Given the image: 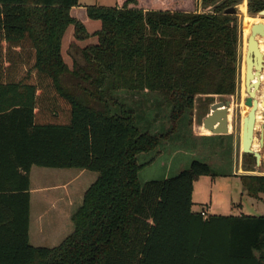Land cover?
I'll list each match as a JSON object with an SVG mask.
<instances>
[{
    "label": "trees",
    "instance_id": "obj_1",
    "mask_svg": "<svg viewBox=\"0 0 264 264\" xmlns=\"http://www.w3.org/2000/svg\"><path fill=\"white\" fill-rule=\"evenodd\" d=\"M241 1L87 6L88 20L100 24L89 34L70 14L77 0H0V264H264L263 215L191 210L195 181L230 174L193 160L177 174L139 180L196 103L207 115L215 96L235 95L239 23L223 12ZM256 6L248 0L250 14ZM71 27L82 63L72 57L70 68L62 42ZM91 37L94 44L75 45ZM127 96L153 97L147 120L163 109L168 128L142 126ZM227 118L230 132L231 108ZM243 158L255 166L252 155ZM32 167L98 174L71 217L72 233L50 249L28 242ZM239 181L250 198L264 193V176Z\"/></svg>",
    "mask_w": 264,
    "mask_h": 264
},
{
    "label": "rangeland",
    "instance_id": "obj_2",
    "mask_svg": "<svg viewBox=\"0 0 264 264\" xmlns=\"http://www.w3.org/2000/svg\"><path fill=\"white\" fill-rule=\"evenodd\" d=\"M82 7L101 4L108 6L114 3V0H77ZM238 11L239 23V43H238V88L234 96L218 97L215 96L211 101L212 105L215 102H230L231 120L230 132L228 137L206 138L201 134L202 120L205 118L203 110L195 109L192 114L191 122L186 126L181 127L176 134H172L170 140H165L162 146L159 147L158 153L153 163L139 173V180H158L163 177H168L177 174L179 171L186 168L193 160H202L206 162L213 171L219 174H230V176H202L194 183V193L192 198V210L194 212L205 211L210 208L209 215L220 216H238V215H264V193L259 194L257 199L248 197L242 188L239 176L254 175L264 176V150L258 148L262 155L261 164L259 167L253 166L248 160L243 158L240 148L241 136V109L239 107L241 101V73L242 63L244 60V18L251 15L247 13V0H242L240 4L234 6ZM246 13L240 14L245 11ZM69 34L63 39L62 53L68 67L72 66V57L80 63V56L76 53L74 47H70L72 39L65 42ZM77 45V44H75ZM79 45V44H78ZM77 45V46H78ZM63 86L70 90L72 83L70 81L62 82ZM74 90V95L80 98L83 102L92 104V102L83 96L78 90ZM72 91V90H71ZM126 105L135 107L137 112L142 117L141 125H145V121L151 122L152 129H167L169 124L164 118L165 110H152L153 115L147 120L148 109L153 108V97H124ZM207 110L209 113V107ZM149 107V108H148ZM260 116V114H259ZM155 118V119H152ZM261 119V118H260ZM259 119V121H260ZM153 121V122H152ZM257 121V125L259 124ZM257 127L255 128L254 137L257 139ZM257 141V140H256ZM155 156V154L153 155ZM151 156V157H153ZM150 157V156H148ZM245 167L253 171H245ZM98 174L80 169H49L33 167L31 173V182L36 192L33 194V201L43 198L48 200V210L46 213V221L53 216L61 215L64 219V238L73 231L71 217L76 209L81 205L83 195L87 188L97 179ZM45 192H43V190ZM42 191V192H41ZM58 200V214L50 208L51 201ZM46 202V201H45ZM44 206L46 203H43ZM40 205L33 207L34 213Z\"/></svg>",
    "mask_w": 264,
    "mask_h": 264
},
{
    "label": "water",
    "instance_id": "obj_3",
    "mask_svg": "<svg viewBox=\"0 0 264 264\" xmlns=\"http://www.w3.org/2000/svg\"><path fill=\"white\" fill-rule=\"evenodd\" d=\"M225 15H238L236 7H230L224 10ZM264 15V11L260 13ZM261 56L256 48L255 25L252 26L251 34L247 40V50L244 58L245 63V87L247 97L244 99V105L250 107V111L241 123L240 148L242 154L252 155L255 159V166L261 164L262 155L259 151H253L250 148L252 136L254 134L255 108L256 100L254 99L255 91L258 86V68H260ZM256 70V71H255ZM256 78V83H251ZM230 102H215L209 107V113L202 120V127L208 129L212 135L226 136L228 131V109ZM260 148H264V133L261 132L258 137Z\"/></svg>",
    "mask_w": 264,
    "mask_h": 264
},
{
    "label": "crops",
    "instance_id": "obj_4",
    "mask_svg": "<svg viewBox=\"0 0 264 264\" xmlns=\"http://www.w3.org/2000/svg\"><path fill=\"white\" fill-rule=\"evenodd\" d=\"M114 5H115V0H114L113 4L108 5V6H104V5L96 4V3L93 6H96V7H113ZM84 7H86V6H84ZM84 7H82L81 4L78 3V7L72 8L70 14L73 18L79 20L84 25L86 31L89 34H93L95 31H97L100 28V24L98 22L88 20V18L86 17ZM72 33H73V29L71 27L66 32V35L67 34H69V35H68L67 39L65 40V42L72 39ZM66 35L64 36L63 39H65ZM95 42H96V39L94 37H91L85 41L76 42V44L77 45L79 44L78 45L79 47H85L87 45L94 44ZM62 46H63V42H62ZM210 136H207V137H209V138L213 137V136L212 137H210ZM32 169H33V167L31 168L30 173H29L28 242L34 248H49V249L54 248V247H57L64 240V219H63L61 212H60L59 217L53 216V217L48 218V220L46 221L45 217L47 215L45 212H47V210H48V208H47L48 200H44L43 198H41L39 200L37 199L36 203H34L33 194L36 192V190L33 188L32 182H31ZM194 183H193V189H192V198H193V193H194ZM1 185L6 187L7 183H5V181H3ZM42 190H43V192H45L44 189H42ZM43 203H46L45 206ZM35 204H36V207L38 205H40V208H37V210H35L33 213L32 210H33V207H35ZM50 206H51L50 208H53L55 210V214H58V211H60V209H61V208L60 209L58 208V200L56 201V198H54L53 202L51 201ZM191 210H192V208H191ZM210 211H211L210 208H207L204 211L206 216L209 215L208 213H210ZM192 212H194V211L192 210ZM238 216H242V215H238ZM254 216H262V215H254Z\"/></svg>",
    "mask_w": 264,
    "mask_h": 264
},
{
    "label": "flooded vegetation",
    "instance_id": "obj_5",
    "mask_svg": "<svg viewBox=\"0 0 264 264\" xmlns=\"http://www.w3.org/2000/svg\"><path fill=\"white\" fill-rule=\"evenodd\" d=\"M255 1L257 4L256 9L252 14H250L248 12V0H247V13L251 15L252 18L256 21V23L253 24L255 25V41H256V48L258 50V53L261 56L260 68H258V71H257L258 86L256 89V96H257V101H258L257 103L261 105V107H259V112H260L259 117L261 119L259 121V124L257 125V139L256 140L258 142L259 134L261 132L264 133V53H262V51L259 49L260 47H262L264 51V15H260V13L264 11V0H255ZM261 150H264V148H262Z\"/></svg>",
    "mask_w": 264,
    "mask_h": 264
},
{
    "label": "bare ground",
    "instance_id": "obj_6",
    "mask_svg": "<svg viewBox=\"0 0 264 264\" xmlns=\"http://www.w3.org/2000/svg\"><path fill=\"white\" fill-rule=\"evenodd\" d=\"M259 21V20H258ZM244 22V35H245V39L243 40V44H244V58H245V54H246V50H247V40H248V37L250 36L251 34V29H252V26L254 23H256V21L247 16L244 18L243 20ZM260 22V21H259ZM258 38V37H257ZM262 53H264L262 47L259 48ZM263 77V76H262ZM240 88H241V101H240V109H241V123H242V120L244 117L247 116V114L249 113L250 111V107H247L244 105V99L248 96L247 93H246V87H245V63H244V60H243V63H242V73H241V80H240ZM251 83H256V78H254V80L251 81ZM262 95V94H261ZM254 99L257 101V96H256V91H255V95H254ZM259 107H261V105H259L258 103L256 104V108H255V124H254V132H255V128L257 127V121H259L260 117H259ZM229 110V109H228ZM228 119V118H227ZM208 130V129H207ZM257 130V129H256ZM250 148L253 150V151H258V148H259V144L258 142L255 140V137H254V134L252 136V140H251V145H250Z\"/></svg>",
    "mask_w": 264,
    "mask_h": 264
},
{
    "label": "built area",
    "instance_id": "obj_7",
    "mask_svg": "<svg viewBox=\"0 0 264 264\" xmlns=\"http://www.w3.org/2000/svg\"><path fill=\"white\" fill-rule=\"evenodd\" d=\"M200 214H201L202 216H204V217L206 216V214H205L204 211H201Z\"/></svg>",
    "mask_w": 264,
    "mask_h": 264
}]
</instances>
